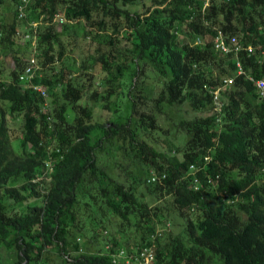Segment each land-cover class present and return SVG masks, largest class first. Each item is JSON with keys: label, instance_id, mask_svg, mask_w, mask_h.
Listing matches in <instances>:
<instances>
[{"label": "trees", "instance_id": "trees-1", "mask_svg": "<svg viewBox=\"0 0 264 264\" xmlns=\"http://www.w3.org/2000/svg\"><path fill=\"white\" fill-rule=\"evenodd\" d=\"M20 4L0 0V264H264V0ZM73 22L95 45L77 75L57 67ZM165 108L187 136L168 154Z\"/></svg>", "mask_w": 264, "mask_h": 264}, {"label": "rangeland", "instance_id": "rangeland-1", "mask_svg": "<svg viewBox=\"0 0 264 264\" xmlns=\"http://www.w3.org/2000/svg\"><path fill=\"white\" fill-rule=\"evenodd\" d=\"M13 9H5L0 10V16L4 20H11V14ZM69 25L70 30L67 32H64L63 37V44L65 47V56L63 57L62 61L60 62L57 67H65L68 69H72L76 72V75L80 72L84 73L85 70L81 69L82 61L85 59L91 57L94 53V46L93 43L90 44L88 39H83L82 37V23H67ZM54 27L57 32L61 33L63 30V24H60L58 22H55ZM32 45L34 46V40L31 41ZM20 45H23L22 42L19 43ZM21 56L22 53H20ZM19 54V55H20ZM27 52L25 54V58H27ZM24 58V59H25ZM8 62H11L8 60ZM92 59L89 58V61L86 62V65H92ZM90 73L93 74L94 77V86L95 87H102L103 79L105 78V73L102 72L101 67L96 65L93 66V70L91 69ZM9 71L3 70L2 75L5 77L8 76ZM141 80V79H140ZM140 80L138 81L140 84ZM124 83H128V79L124 80ZM147 86L150 89H152L154 92L158 93L160 90V86H157V84L154 83V80L152 78H148L144 80V87ZM124 102H125V96L121 95L120 97H112L110 100V105L112 107L113 104L119 103L121 105V109L124 108ZM89 105H92L91 103ZM99 108V107H98ZM96 117L100 115L102 119L105 117L111 116V112H102L99 109H95ZM102 114V115H101ZM183 117L181 112L176 110V108H165L164 114L159 117L160 127L163 131L160 132H154L153 133V139H150L158 149L161 151L167 153L169 148L174 146H180L184 140L187 139V136H185L180 130H177L175 125L178 123V121ZM13 149L17 152V144L15 143L13 145ZM168 154V153H167Z\"/></svg>", "mask_w": 264, "mask_h": 264}, {"label": "built area", "instance_id": "built-area-1", "mask_svg": "<svg viewBox=\"0 0 264 264\" xmlns=\"http://www.w3.org/2000/svg\"><path fill=\"white\" fill-rule=\"evenodd\" d=\"M29 1L30 0H22V4H20V6H19V17L20 18L24 16V8H25L26 5H28ZM208 1L209 0H205V6H207ZM58 23L62 24V20L60 19L58 21ZM32 26L35 27L36 24H33ZM18 35H19V33L17 34V37H18ZM25 38H28V35H26ZM231 44L233 46V49H230L225 44L222 34L218 33V36L215 39V48H216V50L221 51L223 53H229L231 51H234L235 53H237L241 49L240 44H238L237 41L234 38L231 39ZM237 66L239 67L238 73L241 74L242 71L240 70L239 64H237ZM37 70H38V66L36 64V60H35L34 57H31L29 59L28 65L26 66V68L24 70V73L21 74V76H20V80L21 81H30V79H33L35 71H37ZM230 83H231V81L228 80L227 84H230ZM257 87L260 90V93L262 95H264V83L260 82V81L257 82ZM34 90L40 92L43 97L46 96L44 88H42L40 86H35ZM141 256H143L145 258V264H149V260H151V254L148 251L145 250L141 254Z\"/></svg>", "mask_w": 264, "mask_h": 264}]
</instances>
